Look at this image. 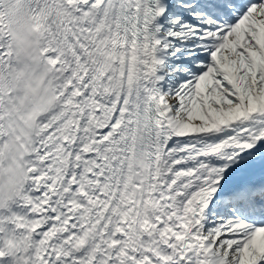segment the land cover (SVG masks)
<instances>
[{
	"label": "snow or ice",
	"instance_id": "snow-or-ice-1",
	"mask_svg": "<svg viewBox=\"0 0 264 264\" xmlns=\"http://www.w3.org/2000/svg\"><path fill=\"white\" fill-rule=\"evenodd\" d=\"M0 264H264V0H0Z\"/></svg>",
	"mask_w": 264,
	"mask_h": 264
}]
</instances>
